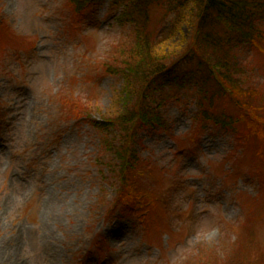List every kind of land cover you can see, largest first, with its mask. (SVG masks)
I'll return each mask as SVG.
<instances>
[{
    "label": "rangeland",
    "instance_id": "374dc122",
    "mask_svg": "<svg viewBox=\"0 0 264 264\" xmlns=\"http://www.w3.org/2000/svg\"><path fill=\"white\" fill-rule=\"evenodd\" d=\"M69 4L0 0V264H198L208 252L223 264L218 251L237 237L264 254V132L198 130L190 89L162 108L167 129L138 140L154 210L106 215L100 198L115 191L103 183L98 127L122 81L105 67L123 57L129 29L111 0L78 14ZM247 55L264 91V51Z\"/></svg>",
    "mask_w": 264,
    "mask_h": 264
},
{
    "label": "trees",
    "instance_id": "16d2710c",
    "mask_svg": "<svg viewBox=\"0 0 264 264\" xmlns=\"http://www.w3.org/2000/svg\"><path fill=\"white\" fill-rule=\"evenodd\" d=\"M103 1L69 0V6L78 14ZM111 5L121 9L118 21L129 32L123 57L105 67L122 81L113 100L117 109L104 115L99 127L92 121L99 128L103 183L115 191L112 199L105 201L103 193L100 200L107 204V216L129 210L145 217L158 198L140 186L148 158L137 150L138 140L143 130L169 127L162 108L170 100L193 92L198 130L214 126L236 134L239 124L246 123L250 134L264 132V115H259L264 91L255 83L258 68L247 55L264 51V0H111ZM155 8L160 17L153 24ZM223 100L239 113L221 108ZM88 112L80 117L90 116ZM248 239L251 244L237 237L238 246L219 250L223 264H264V254L250 252L255 238ZM208 253L198 264L216 263L218 255L211 259L213 253Z\"/></svg>",
    "mask_w": 264,
    "mask_h": 264
}]
</instances>
